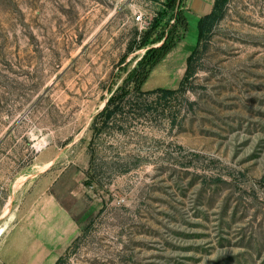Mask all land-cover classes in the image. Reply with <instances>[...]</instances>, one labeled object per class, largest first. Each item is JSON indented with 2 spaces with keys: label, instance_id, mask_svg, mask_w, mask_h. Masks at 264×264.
Masks as SVG:
<instances>
[{
  "label": "rangeland",
  "instance_id": "1",
  "mask_svg": "<svg viewBox=\"0 0 264 264\" xmlns=\"http://www.w3.org/2000/svg\"><path fill=\"white\" fill-rule=\"evenodd\" d=\"M187 6L0 0V264L41 187L80 227L56 264H264V0L200 41ZM126 85L137 110L96 131Z\"/></svg>",
  "mask_w": 264,
  "mask_h": 264
},
{
  "label": "crops",
  "instance_id": "2",
  "mask_svg": "<svg viewBox=\"0 0 264 264\" xmlns=\"http://www.w3.org/2000/svg\"><path fill=\"white\" fill-rule=\"evenodd\" d=\"M214 5L215 0H188L187 8L201 18L210 14ZM168 55L169 52L150 71V79L158 73ZM34 193L26 205L37 208L36 219L21 225L18 244H8V264H56L80 233L72 214L54 196L47 195L42 187Z\"/></svg>",
  "mask_w": 264,
  "mask_h": 264
},
{
  "label": "trees",
  "instance_id": "3",
  "mask_svg": "<svg viewBox=\"0 0 264 264\" xmlns=\"http://www.w3.org/2000/svg\"><path fill=\"white\" fill-rule=\"evenodd\" d=\"M226 1L227 0H215V5H214L212 12L210 14H207V15L201 17L198 20L197 27H198V39H199V41L202 38V36L204 35L205 31L207 29H209L219 19L217 14H218V12L222 11V8H223L224 4L226 3ZM187 25H188V23L184 22L183 26L186 27ZM169 51H170V49H167L164 44L153 51V52H158L159 54H158L157 58L155 59V61H152V65L150 66V69L148 70L147 74H145V77L141 80L140 85H139L140 89L137 90V92L141 93V90H142L141 88H142L144 82L146 81V79L148 78L150 71L156 66V64L160 60H162L167 55V53ZM193 59H194V53H192L191 55H189L187 57V70H186L184 79H186L191 72ZM183 86H184V82L182 81L180 84V87L177 90L171 91V90H167V89H156L153 91H147L143 94L150 95V94H155L157 92H168V93L179 92L180 90L183 89ZM132 97H134V96H133L132 91H131L129 86L126 85V86L120 87L110 97V99L108 100L104 109L96 117L95 122H94V129L96 131L98 130L97 125H99V123H97V122L99 120L102 121L103 124H105L106 122H109L111 120V118H113L119 114L124 115V114H127V113H130V112L137 110V108L134 107V105H133L134 102H132V100H131Z\"/></svg>",
  "mask_w": 264,
  "mask_h": 264
},
{
  "label": "built area",
  "instance_id": "4",
  "mask_svg": "<svg viewBox=\"0 0 264 264\" xmlns=\"http://www.w3.org/2000/svg\"><path fill=\"white\" fill-rule=\"evenodd\" d=\"M136 21L142 22L143 21V14H139L136 16Z\"/></svg>",
  "mask_w": 264,
  "mask_h": 264
},
{
  "label": "bare ground",
  "instance_id": "5",
  "mask_svg": "<svg viewBox=\"0 0 264 264\" xmlns=\"http://www.w3.org/2000/svg\"><path fill=\"white\" fill-rule=\"evenodd\" d=\"M5 231H6V229L5 228H3Z\"/></svg>",
  "mask_w": 264,
  "mask_h": 264
}]
</instances>
